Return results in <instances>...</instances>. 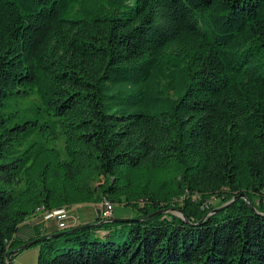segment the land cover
<instances>
[{"label": "trees", "instance_id": "trees-1", "mask_svg": "<svg viewBox=\"0 0 264 264\" xmlns=\"http://www.w3.org/2000/svg\"><path fill=\"white\" fill-rule=\"evenodd\" d=\"M104 199L138 215L38 264H264V0H0V264L41 207Z\"/></svg>", "mask_w": 264, "mask_h": 264}, {"label": "rangeland", "instance_id": "rangeland-1", "mask_svg": "<svg viewBox=\"0 0 264 264\" xmlns=\"http://www.w3.org/2000/svg\"><path fill=\"white\" fill-rule=\"evenodd\" d=\"M38 102H40V98L38 94L37 95L31 94L30 96H26V97L19 96V95L13 96L12 98L8 100L7 109L9 111L15 112L17 114L16 119L18 120L24 121L26 119L41 118L40 113H36ZM43 160H46V158H44ZM105 200H108V199H104V201ZM104 201H102L101 203L87 202V204H90V203L96 204V205H99V207H101ZM230 201H226L222 205ZM220 202H219V199H216L214 200L213 204L217 203L218 205L220 204ZM78 204H82V203H78ZM69 206H72V205H69ZM69 206H63V207L68 208ZM114 207H115L114 214H117V218L133 217V216L138 215V212H139L138 208L135 207L133 204H129L125 202H122V203L116 202ZM52 210H48V209H45L44 207H41L35 214L29 217L27 221L30 223L31 221L33 222V221L40 220L43 214H45L46 212H50ZM173 211L176 213H180L178 210H173ZM112 232L117 242L123 240L127 236V230L119 228V227H117L116 229H113ZM31 252H33V256L30 254ZM23 253H24V256H23L24 261L22 262L23 264H38V254H39V244L38 243H33L30 246L26 247L25 249H23ZM14 259H16V257H14ZM15 263L16 261L13 260V264Z\"/></svg>", "mask_w": 264, "mask_h": 264}, {"label": "crops", "instance_id": "crops-1", "mask_svg": "<svg viewBox=\"0 0 264 264\" xmlns=\"http://www.w3.org/2000/svg\"><path fill=\"white\" fill-rule=\"evenodd\" d=\"M99 205L96 204H74L67 208V213L65 215H58L57 217H53L51 219H40L37 221L27 222V233L26 236H35L45 235L48 233H52L59 229L62 226V222L66 220H74L76 223H87V222H96L98 220V209ZM115 211V207H114ZM113 217L117 218V214H114ZM29 254V253H28ZM33 256V252L30 253ZM23 249L13 256V260L16 261L15 264H23ZM16 257V259H14Z\"/></svg>", "mask_w": 264, "mask_h": 264}, {"label": "water", "instance_id": "water-1", "mask_svg": "<svg viewBox=\"0 0 264 264\" xmlns=\"http://www.w3.org/2000/svg\"><path fill=\"white\" fill-rule=\"evenodd\" d=\"M240 197H245V193H241L239 195H237L236 197H234L230 202L234 201V200H237L238 198ZM230 202L222 205V206H218V207H215L213 210H212V213L214 212H217L223 208H225V206H227ZM252 207L254 209H256V207L253 205L252 202H250ZM180 213V215H182L181 211L178 210ZM136 217H125V218H115L113 217V212H112V215L111 217H108V218H104L102 217V212H101V207L98 209V219L100 220H97L96 222H87V223H83V224H80V223H76L74 222V220H66L65 222L63 221L62 222V226L59 227V229H63V230H60V231H54L48 235H43V236H40V237H37L36 239H33L31 241H28L22 245H20L18 248L16 249H13L9 252V261H10V264H13V255L22 250V249H25L26 247L30 246L31 244L33 243H38L42 240H44L45 238L47 237H50V236H60V235H63V234H71L79 229H82V228H86V227H92V226H96V225H99V224H103V223H106V222H126V221H129V220H132V219H135ZM68 228V229H66ZM58 229V230H59ZM99 231H102L104 233L107 232V230H104L103 228H99L98 229Z\"/></svg>", "mask_w": 264, "mask_h": 264}, {"label": "built area", "instance_id": "built-area-1", "mask_svg": "<svg viewBox=\"0 0 264 264\" xmlns=\"http://www.w3.org/2000/svg\"><path fill=\"white\" fill-rule=\"evenodd\" d=\"M114 205L111 201L105 200L104 203L101 206V212H102V217L108 218L111 217L112 212H113ZM67 213V207L63 208H58L54 209L50 212H46L45 214L42 215V218L44 219H51L53 217H57L58 215H65Z\"/></svg>", "mask_w": 264, "mask_h": 264}]
</instances>
